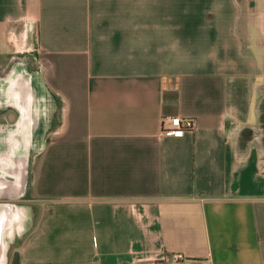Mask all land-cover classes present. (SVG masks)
<instances>
[{
	"label": "crops",
	"instance_id": "0c3cea01",
	"mask_svg": "<svg viewBox=\"0 0 264 264\" xmlns=\"http://www.w3.org/2000/svg\"><path fill=\"white\" fill-rule=\"evenodd\" d=\"M10 62L5 131L42 148L2 264H264V0H0Z\"/></svg>",
	"mask_w": 264,
	"mask_h": 264
},
{
	"label": "rangeland",
	"instance_id": "374dc122",
	"mask_svg": "<svg viewBox=\"0 0 264 264\" xmlns=\"http://www.w3.org/2000/svg\"><path fill=\"white\" fill-rule=\"evenodd\" d=\"M13 66L15 69H20L21 66L17 64H13L12 62L7 63L6 66L2 69L0 74V78H4V71L6 72L9 68ZM24 67V66H22ZM24 69V68H23ZM3 109H0V188L4 187V185H11V182L20 181L16 186L10 189L11 191H8L9 195L7 197L0 196V201L7 202L16 208L18 210H22V218L24 217L25 212H29L30 201L26 197V185L28 180V167L31 162V160L36 156V154L41 150L42 146H38L36 144H33L30 140H24V142L19 139L18 140V147L12 148L11 152L7 153L6 158H2L4 155V151H8V149L4 148L3 143L1 142V139L5 138L6 135V129L4 128L7 123H11L12 120L7 121L4 119L5 114L3 113ZM6 125L4 124L5 122ZM4 125V126H3ZM2 126V127H1ZM25 132V131H24ZM17 140V139H16ZM2 155V156H1ZM3 185V186H2ZM2 192V191H1ZM0 192V195L2 194ZM26 218V217H24ZM16 225V224H15ZM15 225L12 226V228H15ZM19 228V227H18ZM8 233H5L7 236ZM9 237V235H8Z\"/></svg>",
	"mask_w": 264,
	"mask_h": 264
},
{
	"label": "built area",
	"instance_id": "2783aa9c",
	"mask_svg": "<svg viewBox=\"0 0 264 264\" xmlns=\"http://www.w3.org/2000/svg\"><path fill=\"white\" fill-rule=\"evenodd\" d=\"M194 120L190 116H171L162 118L159 133L163 136H180L186 131L192 130ZM184 256L180 252H171L162 257V262H177L183 260Z\"/></svg>",
	"mask_w": 264,
	"mask_h": 264
},
{
	"label": "bare ground",
	"instance_id": "6f19581e",
	"mask_svg": "<svg viewBox=\"0 0 264 264\" xmlns=\"http://www.w3.org/2000/svg\"><path fill=\"white\" fill-rule=\"evenodd\" d=\"M1 131V130H0ZM9 130H7L6 131V133H10V132H8ZM2 132V131H1ZM6 138V137H5ZM10 139H11V137H8V141L10 142ZM2 143H3V146H4V148H6V149H8V151H4L5 153H4V155L2 156V158H6V156H7V153L9 152H11V150H12V148H14V147H18L16 144H13V146H10V144H6V139L5 140H2L1 141ZM15 145V146H14ZM1 159V158H0ZM0 174H2V173H0ZM1 176V175H0ZM17 185V183L15 182V184H14V186H16ZM0 208H5L4 210H3V215H5V214H7L8 215V217L7 218H2V220H1V222H0V236L2 237V235H3V232H4V230L5 229H7V228H9V227H11V226H13V225H15V224H17V223H19L20 221H21V218H22V212H21V215L19 214V212H18V210L16 209V207L15 206H13V205H8V206H2V205H0ZM6 210V211H5ZM6 222H5V221ZM5 222V224H4V226L2 225L3 224V222ZM2 223V224H1ZM4 250H5V244L2 242L1 244H0V253H1V257H0V260H2L3 259V254H4Z\"/></svg>",
	"mask_w": 264,
	"mask_h": 264
},
{
	"label": "flooded vegetation",
	"instance_id": "af4514ba",
	"mask_svg": "<svg viewBox=\"0 0 264 264\" xmlns=\"http://www.w3.org/2000/svg\"><path fill=\"white\" fill-rule=\"evenodd\" d=\"M8 132H10V133H7V136H6V144H10V146H13V144H15L14 142H11V139H10V142L8 141V137H13V136H15L14 135V132H15V129L13 130V131H8ZM17 145V144H16ZM15 146V145H14ZM4 256V255H3ZM3 260H4V257H3V259L2 260H0V264H2L3 263Z\"/></svg>",
	"mask_w": 264,
	"mask_h": 264
}]
</instances>
